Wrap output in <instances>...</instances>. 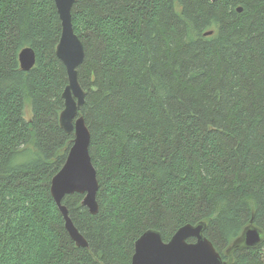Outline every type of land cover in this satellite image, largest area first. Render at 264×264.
Listing matches in <instances>:
<instances>
[{
    "label": "trees",
    "instance_id": "obj_1",
    "mask_svg": "<svg viewBox=\"0 0 264 264\" xmlns=\"http://www.w3.org/2000/svg\"><path fill=\"white\" fill-rule=\"evenodd\" d=\"M72 14L99 211L64 198L78 246L51 193L75 139L55 0H0V264H132L146 231L168 242L202 222L226 264H264V240L229 252L247 226L264 232V0H78Z\"/></svg>",
    "mask_w": 264,
    "mask_h": 264
},
{
    "label": "water",
    "instance_id": "obj_2",
    "mask_svg": "<svg viewBox=\"0 0 264 264\" xmlns=\"http://www.w3.org/2000/svg\"><path fill=\"white\" fill-rule=\"evenodd\" d=\"M77 1L55 0L62 21V35L56 53L66 66L69 79L63 92L65 108L60 115V123L67 133L75 134V139L65 164L52 179L51 193L65 218L66 229L71 237L78 246L88 247L87 239L75 226L67 206L63 204L66 195L82 193L85 195L83 205L92 214L99 211V181L90 155L91 133L84 117L80 115L86 92L80 84L78 68L83 64L86 54L73 25L72 11ZM19 59L23 70H31L36 64L35 50L32 47L24 48ZM205 226L204 222L184 225L168 242L164 241L159 231H146L135 243L132 264H226L212 241L204 235ZM263 240L264 232L255 225H249L229 252L244 246L256 247Z\"/></svg>",
    "mask_w": 264,
    "mask_h": 264
},
{
    "label": "rangeland",
    "instance_id": "obj_3",
    "mask_svg": "<svg viewBox=\"0 0 264 264\" xmlns=\"http://www.w3.org/2000/svg\"><path fill=\"white\" fill-rule=\"evenodd\" d=\"M26 117L29 119L31 117V110L26 111Z\"/></svg>",
    "mask_w": 264,
    "mask_h": 264
}]
</instances>
